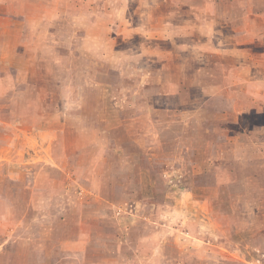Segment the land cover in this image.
<instances>
[{
	"label": "rangeland",
	"instance_id": "rangeland-1",
	"mask_svg": "<svg viewBox=\"0 0 264 264\" xmlns=\"http://www.w3.org/2000/svg\"><path fill=\"white\" fill-rule=\"evenodd\" d=\"M0 264H264V0H0Z\"/></svg>",
	"mask_w": 264,
	"mask_h": 264
}]
</instances>
